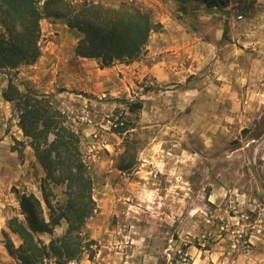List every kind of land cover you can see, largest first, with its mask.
Segmentation results:
<instances>
[{"label": "rangeland", "instance_id": "obj_1", "mask_svg": "<svg viewBox=\"0 0 264 264\" xmlns=\"http://www.w3.org/2000/svg\"><path fill=\"white\" fill-rule=\"evenodd\" d=\"M72 1L124 2L169 19L181 51L162 82L151 68L165 53L147 42L136 58L110 65L113 75L71 90L60 73L81 62L71 57L75 36L61 37L55 24L64 21L41 19L40 57L0 71V264H19L4 247V233L20 242L7 227L22 219L18 195L34 193L48 215L43 170L1 96L8 77L48 96L79 135L95 210L82 230L90 249L68 264H264V0L222 9L200 0ZM134 102L141 107L130 111ZM63 191L51 187L52 203ZM65 227L37 236L47 243Z\"/></svg>", "mask_w": 264, "mask_h": 264}, {"label": "trees", "instance_id": "obj_2", "mask_svg": "<svg viewBox=\"0 0 264 264\" xmlns=\"http://www.w3.org/2000/svg\"><path fill=\"white\" fill-rule=\"evenodd\" d=\"M207 8L222 9L229 0H200ZM62 20L78 33L73 47L76 57L94 58L99 67L136 58L147 44L149 35L161 28L148 11L128 3L108 6L91 1L72 0H0V71L34 63L40 56V21ZM3 100L12 104L17 126L32 148L43 170L40 189L48 208L44 215L41 200L34 193L18 195L22 219L11 217L10 232L20 240L14 245L4 233V247L19 264H55L77 261L90 249L82 233L86 220L93 214L92 181L80 151L78 133L67 123L65 113L52 104L48 96L28 88L19 90L10 77L1 91ZM140 102L130 103L134 111ZM125 128L119 130L122 132ZM132 162L121 164L130 169ZM64 187V200L52 203L51 187ZM64 221L66 227L47 243L38 234H52Z\"/></svg>", "mask_w": 264, "mask_h": 264}, {"label": "crops", "instance_id": "obj_3", "mask_svg": "<svg viewBox=\"0 0 264 264\" xmlns=\"http://www.w3.org/2000/svg\"><path fill=\"white\" fill-rule=\"evenodd\" d=\"M264 18L260 19L258 21V23H263ZM160 22V24L162 25V30H159L157 33L156 32H152L149 35L148 41L150 44V48H152L154 51H151L153 53L156 54H160V53H165L162 55V57L159 58V60L155 63L154 67L151 68V73L153 75H156V81L157 82H162L165 79H169V75L172 74V70H174L175 66L174 63L177 60V58L179 57L180 54V48H178V43H172L173 40H175L177 38V36L179 35L178 31L174 30V26L176 25V27H179V25L177 23H174L173 21H170L169 19H164V18H159L158 20ZM59 27L60 29V33H61V37L62 35L65 37L67 34L69 35H73L75 36L72 39V56L73 58L77 59L75 61H81L77 66H67V69L63 70L62 73H60V77L63 78V82L64 85L67 89H77L79 87H81V85L85 82L87 84L86 81L89 80H93L96 79V83H99V79H100V75H113V73L115 72V68L114 66L112 67H102L100 68L97 64V60L94 58H86V57H76L73 54V47L76 44L77 40H78V33L69 28L65 23H59V24H55ZM251 24H244L242 27L244 28V30L242 31V34H248L251 27H249ZM257 32L259 33L260 36L259 37V41L261 43H264V26H260L257 30ZM256 32V34H257ZM68 38V37H67ZM152 44L154 46H152ZM177 44V45H176ZM170 51L171 53L167 54V52ZM236 53L237 50H236ZM168 56H171L172 62H168L166 61L168 58ZM40 57V56H39ZM41 61V59L39 60ZM69 63V62H67ZM119 69V68H118ZM161 72V73H160ZM31 149V147H30ZM31 151L33 152V150L31 149ZM34 154V153H33ZM1 166V164H0ZM4 172V169L0 170V174H2ZM21 174H18V176ZM23 178V177H22ZM21 178V179H22Z\"/></svg>", "mask_w": 264, "mask_h": 264}]
</instances>
